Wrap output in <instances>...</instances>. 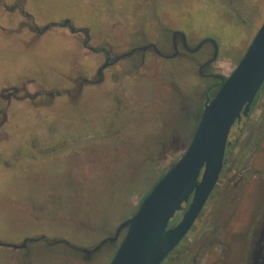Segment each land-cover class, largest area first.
<instances>
[{
    "label": "rangeland",
    "instance_id": "374dc122",
    "mask_svg": "<svg viewBox=\"0 0 264 264\" xmlns=\"http://www.w3.org/2000/svg\"><path fill=\"white\" fill-rule=\"evenodd\" d=\"M135 1L28 0L27 7L40 23L70 18L92 32L112 28L118 37L126 34L130 41L143 42L145 35L137 26L116 24L118 19H128L126 12L134 10ZM228 1L188 0V12L179 13L195 29L197 47L204 44L201 52L207 54L217 46L215 52L224 59L218 69L225 76L234 70L264 22V0H232L233 6ZM0 25L16 28L2 20ZM59 29L55 26L36 40L0 27V264H110L117 249L110 243L91 254L80 248L95 246L136 213L144 195L183 155L195 130V115L191 113L187 120L176 109L180 95L199 86L187 62H153L135 71L126 61L115 81L110 82L109 69L105 83L85 91L76 103L73 97H62L45 105L46 95L27 96L23 84H30L32 92L50 90L57 86L53 78L61 70L67 78L76 75V51ZM159 38L166 43V32ZM118 83L124 85L122 90ZM190 100L192 108L195 99ZM174 129L179 133L169 136ZM245 134L232 150L204 216L195 221L177 251L197 233H205L208 240L222 237L226 214L222 192L231 185L229 176L239 172L243 159H250L248 168L264 173V142L250 158L252 141L246 143ZM160 137L166 142L163 149L156 148L160 152L154 162L160 168L155 173L153 160L142 157L146 150L154 152ZM57 141L75 148L45 147ZM252 179L242 208L231 218L233 224L253 220L264 205L262 178ZM179 216L180 212L174 219ZM214 252L205 262L206 255L200 257L198 263L213 264L218 258Z\"/></svg>",
    "mask_w": 264,
    "mask_h": 264
},
{
    "label": "flooded vegetation",
    "instance_id": "af4514ba",
    "mask_svg": "<svg viewBox=\"0 0 264 264\" xmlns=\"http://www.w3.org/2000/svg\"><path fill=\"white\" fill-rule=\"evenodd\" d=\"M187 2L188 0H137L133 2V4L136 5L133 8L134 10L128 13L126 12V16L129 20L118 19L116 24L128 27L137 26L142 32L141 34L145 35V37L142 36L144 39L143 42L130 41L126 34L122 37H118L113 33L111 30L112 28L108 31L99 29L92 32L90 28L75 23L74 20L70 18H65L57 23H40L27 7L28 0H0V20L16 28H8L2 25H0V27L5 31H19L23 35H30L32 39L37 40L50 29L57 26L60 28V36L70 38L69 42L72 44L70 49L76 51L74 54L77 64L74 71L76 74L75 76L67 78V73L61 70L59 76L53 78L57 86H54L50 90L44 89L32 92L29 89L30 84L22 85L26 86V94L31 98H35L42 94L46 95L49 101L47 104L45 103V105H52L57 98L60 99L62 97H73L72 100L75 103L80 101L85 96V91L90 92V89L93 87L105 83L107 78H109V69L110 82L115 81L118 71H120V68L126 61L131 64L132 70L135 71H137V69L141 70L143 68H148L153 62L163 65H175V63L182 64L187 62L188 65L192 67L189 73L193 78L197 79L199 86H192L193 92L188 95L183 93L182 96L179 94V89H177V93L180 95V101L177 103L178 106L176 109L186 114L184 117L187 120L189 116H191V113L194 114L195 116H193L196 118V129L205 105L215 96L220 86L227 79V76L218 69V62L224 59L219 57L218 51L215 52V50L218 49L217 46L216 48L213 47L211 50H208L207 54L201 52L204 44H200V46L197 47L198 42L195 40V29H192L191 24L187 20L179 18V13L188 12L189 8L186 7V4H188ZM230 4L233 6L234 2L232 3V0L230 2L228 1V5ZM162 31L166 32V43H163L159 38ZM79 55L81 56L80 60H78ZM94 55H98L101 60H95ZM81 61H83V66ZM47 80L48 79H46V81ZM34 81L35 80H33V82ZM123 88L124 85L120 84L119 89L122 90ZM117 98L120 99L121 96L118 95ZM190 99H195L192 108H189L191 104H189L188 101ZM120 100L123 101V99ZM190 101L192 102V100ZM262 101L263 104H261ZM171 104L172 103L169 104V107ZM119 111L121 110L118 109L117 112L119 113ZM257 111L259 112L258 116L254 118V113ZM124 113L125 112H123V114ZM251 119L254 122L248 125ZM1 128L2 130H6L4 127ZM120 130L121 129H117L116 131L121 133ZM245 131L246 139L244 141H246V143L249 140L252 141L251 158L252 155L258 152L259 147H261L262 142H264V83L253 101L248 116H243L240 122L236 121L230 131L228 139L230 143L227 146L225 155L226 162L218 182L197 218L198 220L204 216L205 207L212 198L217 185L220 183V179L229 162L231 152L237 147L242 133ZM177 133H179L177 129H174L169 136L177 135ZM233 135L234 138H232ZM156 141L157 145L154 147V152L148 153L146 150L142 159L150 158L154 162L159 158L158 153L160 151H157L156 148H158V150L163 149L166 138L160 137L156 139ZM45 144V147L49 149H57V146L65 150L67 148H75L67 146L65 141H63V143L57 141ZM16 149L18 150L19 148L17 147ZM147 153L149 154L148 156H146ZM176 162L173 163L171 168ZM247 162L250 163V159L247 160L245 158L240 162L238 166L239 172L229 176L228 183H231V185L226 184L227 188L222 192L223 197H225L226 209V214L223 219L224 224L221 226V231L224 233L222 237L208 240L205 233H197L187 247L177 251L179 247L177 245L161 264H164L169 258H171L169 264H172V262H177V264H199L198 259L200 257H205L206 255L207 258H205V262L210 259V254L211 256L216 255L214 250H217L218 258L213 261V264H264V205L261 206L253 220L243 222L235 221L234 224L233 220H231L234 213H237L236 211L242 208V203L245 201L249 188L253 183L252 177L256 176L262 178L261 180L264 184V173L258 169L248 168ZM158 168H160V166L158 163L154 162L152 169L155 173L156 171L158 172ZM169 170L163 173L159 180ZM234 176H236V179L233 181L232 177ZM156 184L157 183H155V185ZM228 187H230L231 190H229L230 188ZM146 195H144V197H146ZM182 214L183 211H180V216L171 223L178 222ZM208 221L209 220H207L206 223H208ZM116 230L106 235L105 238L114 236ZM123 233L124 230L120 233L117 241H108L104 246L110 243L111 246L113 245L117 248L124 236ZM98 244H95V246ZM211 245H213L212 249H214L212 252L209 250ZM95 246L89 247V249ZM208 251H210V253H208Z\"/></svg>",
    "mask_w": 264,
    "mask_h": 264
},
{
    "label": "water",
    "instance_id": "95a60500",
    "mask_svg": "<svg viewBox=\"0 0 264 264\" xmlns=\"http://www.w3.org/2000/svg\"><path fill=\"white\" fill-rule=\"evenodd\" d=\"M263 83L264 22L234 70L205 105L179 160L147 194L136 213L118 226L114 236L80 250L95 253L108 241H117L124 230L110 264H161L203 210L226 162L230 131L236 121L248 116ZM180 211L179 221L171 223Z\"/></svg>",
    "mask_w": 264,
    "mask_h": 264
}]
</instances>
